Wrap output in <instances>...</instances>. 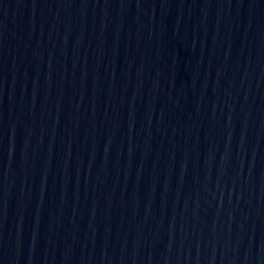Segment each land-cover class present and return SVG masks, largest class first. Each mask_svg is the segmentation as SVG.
Listing matches in <instances>:
<instances>
[{
	"label": "water",
	"instance_id": "95a60500",
	"mask_svg": "<svg viewBox=\"0 0 264 264\" xmlns=\"http://www.w3.org/2000/svg\"><path fill=\"white\" fill-rule=\"evenodd\" d=\"M0 264H264V0H0Z\"/></svg>",
	"mask_w": 264,
	"mask_h": 264
}]
</instances>
